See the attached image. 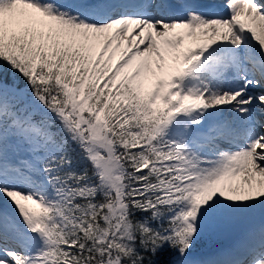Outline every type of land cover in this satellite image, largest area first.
<instances>
[{"label":"snow or ice","instance_id":"6c2138e0","mask_svg":"<svg viewBox=\"0 0 264 264\" xmlns=\"http://www.w3.org/2000/svg\"><path fill=\"white\" fill-rule=\"evenodd\" d=\"M226 8L0 0V264H264V0Z\"/></svg>","mask_w":264,"mask_h":264},{"label":"bare ground","instance_id":"6f19581e","mask_svg":"<svg viewBox=\"0 0 264 264\" xmlns=\"http://www.w3.org/2000/svg\"><path fill=\"white\" fill-rule=\"evenodd\" d=\"M224 1L226 3V0H224ZM254 107H255V109L261 110V108L259 107V105H256ZM259 114H261V113H259ZM255 119H257V120H264V116L258 115V114L255 113Z\"/></svg>","mask_w":264,"mask_h":264},{"label":"rangeland","instance_id":"374dc122","mask_svg":"<svg viewBox=\"0 0 264 264\" xmlns=\"http://www.w3.org/2000/svg\"><path fill=\"white\" fill-rule=\"evenodd\" d=\"M117 55H118V54H117ZM255 90H256V91H260L261 89H260L259 87H257ZM261 111H262V110L255 109V113L258 114V115H261V114H259V113H261ZM209 246H210V243L207 244L202 250H208Z\"/></svg>","mask_w":264,"mask_h":264},{"label":"trees","instance_id":"16d2710c","mask_svg":"<svg viewBox=\"0 0 264 264\" xmlns=\"http://www.w3.org/2000/svg\"><path fill=\"white\" fill-rule=\"evenodd\" d=\"M210 241L204 240L201 242V248H204L206 244H208Z\"/></svg>","mask_w":264,"mask_h":264}]
</instances>
